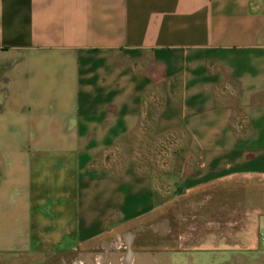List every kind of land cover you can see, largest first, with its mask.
I'll return each mask as SVG.
<instances>
[{
	"label": "crops",
	"instance_id": "0c3cea01",
	"mask_svg": "<svg viewBox=\"0 0 264 264\" xmlns=\"http://www.w3.org/2000/svg\"><path fill=\"white\" fill-rule=\"evenodd\" d=\"M0 264H264V0H0Z\"/></svg>",
	"mask_w": 264,
	"mask_h": 264
},
{
	"label": "rangeland",
	"instance_id": "374dc122",
	"mask_svg": "<svg viewBox=\"0 0 264 264\" xmlns=\"http://www.w3.org/2000/svg\"><path fill=\"white\" fill-rule=\"evenodd\" d=\"M141 141H142V140H139L138 142H141ZM142 142H143V141H142ZM165 142H168V140L165 139L164 142H162V143H161V142H158V146H159V145H161V146H162V145H165ZM143 143H144V142H143ZM148 143H152V144H151L152 147L155 146V142H154V140H153V141L149 140ZM148 145H149V144H148ZM141 146H142V145H141ZM165 156H166V155H165ZM140 157H142V161L144 160V158H147L148 160H152V159H150L149 156H146V155H143V154H142V156L138 155L137 158L140 159ZM151 157H153V159H156V155H152ZM158 158H161V159H162L163 156H161V157L158 156Z\"/></svg>",
	"mask_w": 264,
	"mask_h": 264
}]
</instances>
